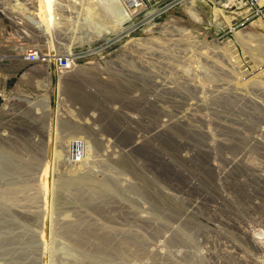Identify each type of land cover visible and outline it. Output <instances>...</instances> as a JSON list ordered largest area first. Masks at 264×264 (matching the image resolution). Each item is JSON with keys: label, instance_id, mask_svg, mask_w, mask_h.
Segmentation results:
<instances>
[{"label": "rangeland", "instance_id": "obj_1", "mask_svg": "<svg viewBox=\"0 0 264 264\" xmlns=\"http://www.w3.org/2000/svg\"><path fill=\"white\" fill-rule=\"evenodd\" d=\"M141 2L0 0V264H264V16Z\"/></svg>", "mask_w": 264, "mask_h": 264}, {"label": "built area", "instance_id": "obj_2", "mask_svg": "<svg viewBox=\"0 0 264 264\" xmlns=\"http://www.w3.org/2000/svg\"><path fill=\"white\" fill-rule=\"evenodd\" d=\"M129 3L136 7H141L142 0H128ZM138 1V2H135ZM217 3H221L226 8H233L237 9L238 5L234 3L235 0H214ZM230 1H233L232 3ZM245 6L249 7L251 11L244 17H246V20H249L250 18L254 16H262L264 14V0H244ZM24 57L26 60H28L31 63H42V64H48L51 66V63L54 64L55 69L59 73H63L67 70H69L72 65L73 61L66 56H62L59 54H46L44 53L38 46H32L29 49H27L24 53ZM83 145V144H82ZM82 149H75L71 146L70 154L71 157L75 160H80L82 155Z\"/></svg>", "mask_w": 264, "mask_h": 264}, {"label": "bare ground", "instance_id": "obj_3", "mask_svg": "<svg viewBox=\"0 0 264 264\" xmlns=\"http://www.w3.org/2000/svg\"><path fill=\"white\" fill-rule=\"evenodd\" d=\"M135 2H138V1H135ZM195 3H197L196 1H194ZM231 3L233 2V1H230ZM234 3H236L237 5H238V8L237 9H240V10H242V9H247L248 11H247V13L245 14V15H247L250 11H251V9L249 8V7H246L245 6V2H244V0H235L234 1ZM226 11L227 10H231V8L230 9H228V8H224ZM233 9V8H232ZM34 15V14H33ZM36 15V14H35ZM220 15H222V12H221V9H217L216 8V10H215V16H219V17H217V19H216V23L219 25V26H221V25H223V26H225V25H229V22L227 21V20H225V19H221V17H220ZM264 16V14L261 16V17H263ZM31 18L32 19H36V18H38V16L37 17H35V16H31ZM223 18H224V16H223ZM41 19H43V20H49L50 22L53 20L52 18H44L43 16L41 17ZM122 22H123V19L122 20H118V25H121L122 24ZM38 23V22H37ZM223 23V24H222ZM108 32H109V30H112V28H111V26L109 27V29H106ZM107 31H105V32H107ZM102 35V34H101ZM73 59V58H72ZM47 66V65H46ZM49 66V65H48ZM73 66V65H72ZM68 71V70H67ZM66 72V71H65ZM63 74V73H62ZM81 142V141H80ZM81 146H82V142H81ZM73 147V146H72ZM80 147H77L76 149H79ZM80 149H82V147L80 148ZM75 150V149H74Z\"/></svg>", "mask_w": 264, "mask_h": 264}]
</instances>
